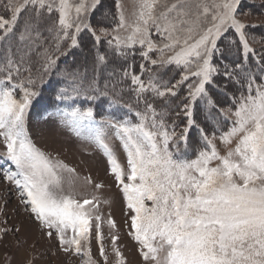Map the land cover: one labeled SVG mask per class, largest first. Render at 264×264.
Instances as JSON below:
<instances>
[{
	"label": "snow or ice",
	"instance_id": "snow-or-ice-1",
	"mask_svg": "<svg viewBox=\"0 0 264 264\" xmlns=\"http://www.w3.org/2000/svg\"><path fill=\"white\" fill-rule=\"evenodd\" d=\"M101 8L102 0H0L3 180L62 251L81 264H109L99 208L109 201L81 196L76 170L32 141L35 107L39 120L58 117L106 158L144 264H264V37L251 36L258 25L241 19L251 14L245 0H132L130 17L117 0L111 31L90 21ZM84 33L91 61L61 67L62 57L83 50ZM210 89L230 96L234 109L220 108ZM80 98L105 101L108 114L96 120L93 107L76 106ZM198 114L216 125L211 136ZM193 130L198 144L188 158ZM83 183L103 188L90 176ZM107 223L115 229L110 216ZM118 239L111 236L113 264H127Z\"/></svg>",
	"mask_w": 264,
	"mask_h": 264
},
{
	"label": "rangeland",
	"instance_id": "rangeland-1",
	"mask_svg": "<svg viewBox=\"0 0 264 264\" xmlns=\"http://www.w3.org/2000/svg\"><path fill=\"white\" fill-rule=\"evenodd\" d=\"M116 3L117 0H102V8L90 17L92 25L97 29L101 27L107 28L109 31L115 28L118 23ZM120 3L124 6L125 15L130 17L132 0H120ZM262 4H264V0H245V8L251 14L247 17H241L249 25H258V27H249L248 29L249 34L255 36L257 40L264 37L259 33L264 28V7H261ZM249 7H253L260 12H253ZM105 12L107 13L106 16L102 14ZM229 35L231 36V33ZM80 40L83 48V50L80 49L82 53L86 52L91 55V36L88 33H84L81 35ZM102 47L105 50L106 46L102 45ZM253 47L260 48L261 45L257 43ZM139 63L140 58L136 56L135 65L138 67ZM108 67L111 68L112 64L110 63ZM177 78H179L178 75ZM210 91L220 108L232 107L234 109L235 105L230 96H224L225 99H222L219 95L220 92L218 93L217 91L215 94L211 89ZM229 91L235 92L236 90L235 88H230ZM96 114L97 116L100 115V113ZM106 115L103 113L96 120H101ZM213 115L216 116L218 113L214 111ZM200 117L202 118V116ZM203 122L205 126L207 122L204 120ZM27 126L30 138L38 148L43 150L53 160H60L76 170L79 179L76 180L74 187L81 196L95 192L101 197L102 201H109L107 204L101 203L99 205L102 217V243L108 252L109 264H113L115 260L112 254L111 236L113 234L119 237L117 246L126 258L127 264H144L137 251L139 245L128 234L131 230V222L128 219V215H126L128 210L125 206L123 194L117 186L114 177L109 175L107 160L103 154L91 141L78 137L71 132L61 123L58 117L47 122L39 120L37 109L34 107L28 117ZM228 126V122L223 117H220V128L223 131H227ZM107 131L109 138H111V130L108 129ZM211 134L210 132L209 135L211 136ZM216 134L219 136L220 133ZM111 142L115 147L120 162L126 166V158L119 147V142L114 139ZM190 142L192 148L189 149L187 155L188 158H194L193 149L198 144V136L196 138L192 137ZM215 143L223 151V146L218 139ZM3 150V145L0 144V228L10 229V231L6 234L0 233V264H27L28 261H31V264H81V257L71 252L65 253L60 249L59 242L54 236L49 238L45 234L46 230L41 229L39 222L26 211V206L20 202L18 189L15 185L3 180V169L9 168V163L5 162L2 156ZM12 170H15L14 166H12ZM63 176L65 189L67 190L68 174L64 173ZM87 176H90L94 183H102L103 188L96 192L94 184L91 187L86 186L83 183V178ZM109 216L115 222V229L110 228L107 223ZM16 229H19V231H16ZM90 246L93 256L99 259V245L95 240L94 229ZM6 256L11 259L6 260Z\"/></svg>",
	"mask_w": 264,
	"mask_h": 264
},
{
	"label": "trees",
	"instance_id": "trees-1",
	"mask_svg": "<svg viewBox=\"0 0 264 264\" xmlns=\"http://www.w3.org/2000/svg\"><path fill=\"white\" fill-rule=\"evenodd\" d=\"M250 8V10H252L253 12L255 11V12H260V11H257L255 8H251V7H249ZM263 13V12H262ZM259 33H261V35L262 36H264V28H262L260 31H259ZM101 51H103L104 49H103V47L101 46ZM92 51V50H91ZM86 53V52H85ZM84 53V54H85ZM84 54L82 53V51L80 50V49H78V50H74L73 51V53H72V55H70V56H68V57H66V58H64V57H62L61 58V62H59L60 63V66L61 67H63L66 63L67 64H69V65H71L72 64V62H73V58H75V61L77 62V63H82V62H84V60H83V56H84ZM85 55H89V53H86ZM91 55H89L88 56V59H89V62L91 61ZM136 69H137V71H138V67L136 66ZM169 74H171V72H169ZM104 82V79H103V77L101 78V83H103ZM54 83H55V79H54ZM212 91H214V93L216 94L217 93V91L216 90H214V89H211ZM48 92V89H46V93ZM219 93V92H218ZM182 95H183V92L181 93ZM219 95H220V97L222 98V99H225L224 98V96H226V95H223L222 93H219ZM63 106V105H62ZM76 106H80L81 108H85V107H93V109H94V114H95V117L97 118V117H99L101 114H108V112H109V110H108V107H107V104H106V102L105 101H103V100H101V101H97V102H92V101H88V100H86V99H84V98H80V99H78L77 101H76ZM35 108V107H34ZM111 111H113V112H115V109H112ZM96 113H100V115H98L97 116V114ZM215 113H216V111H215ZM117 115H119L118 113H117ZM199 116H197V118H198V120L201 122V124L204 126V122H203V120L204 119H202L203 118V115L202 114H198ZM200 116H202V118L200 117ZM215 116V115H214ZM178 123H180V124H182L183 123V119L181 118V120L180 121H178ZM205 128H206V130H208V132L210 133H212L213 132V130L215 129V127H216V125L214 124V123H212V122H207V124L204 126ZM218 133V132H217ZM192 137H194V138H196L197 137V133H196V131L195 130H193L192 131V133L190 134V140L192 139Z\"/></svg>",
	"mask_w": 264,
	"mask_h": 264
}]
</instances>
